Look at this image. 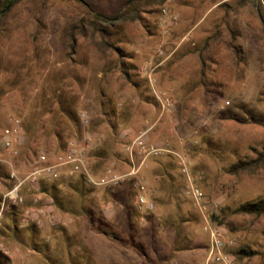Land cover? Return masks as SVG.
Masks as SVG:
<instances>
[{
    "label": "rangeland",
    "instance_id": "374dc122",
    "mask_svg": "<svg viewBox=\"0 0 264 264\" xmlns=\"http://www.w3.org/2000/svg\"><path fill=\"white\" fill-rule=\"evenodd\" d=\"M84 1L113 15L126 0ZM87 17V8L75 1L21 0L6 18L0 37V228L12 227V211L18 217V232L0 236L7 264L179 262L174 238L175 248L186 246L187 236L195 233L209 241L204 219L184 198L188 176L212 206L208 221L233 242L230 253L245 244L261 252L235 264H264V217L233 213L241 203L264 196V162L234 175L226 171L238 160L255 159L264 148V29L255 0H164L146 9L140 21H113L106 37L132 55L134 82L125 79L114 52L101 54L89 38L78 35L75 54L68 53L70 29ZM80 114L88 124L80 123L76 134ZM14 119L22 130L16 155L1 144ZM147 129L146 142L160 150L141 168L146 197L154 204L152 211H139L137 222L143 229L137 241L146 257L97 233L79 212L81 205L98 204L105 222L120 225L125 243L121 212L106 201L104 187L85 182L81 196L68 186L78 175L26 184L19 191L22 203L2 205L10 173L26 175L40 152L53 157L69 141L90 134L92 173L125 172V146ZM104 148L109 149L106 158L95 156ZM162 170L157 203L151 195ZM53 181L60 183L58 199L74 213L59 210L49 193L40 191ZM147 218L157 230L151 231ZM30 224L38 227L37 239L48 249H33L26 231Z\"/></svg>",
    "mask_w": 264,
    "mask_h": 264
},
{
    "label": "trees",
    "instance_id": "16d2710c",
    "mask_svg": "<svg viewBox=\"0 0 264 264\" xmlns=\"http://www.w3.org/2000/svg\"><path fill=\"white\" fill-rule=\"evenodd\" d=\"M21 0H2L0 4V37H2L3 33L6 30V18L10 10L20 2ZM75 1L83 4L87 8L88 17L86 19H82L79 23L73 26L67 38L69 39L68 47L69 54L72 56L75 54L76 46H77V36L79 35L82 38H89L90 42L97 48V50L105 55L106 51H112L116 55L117 66L120 68L121 73L124 75L125 79L129 82H134L132 79V74L137 71V66L133 63V57L130 53L124 51L120 48L117 42L113 41L106 37L108 34L110 35V31L107 29V26L111 25L113 21H140L142 19V13L145 12L146 9H150L153 5L162 3L164 0H126L123 3L121 10L113 15H104L102 13L96 12L91 5L84 0H69ZM255 6L258 18L261 22V25L264 29V1L263 0H255ZM148 12H151L148 11ZM203 56L200 55V60L202 61V66H206ZM205 68V67H203ZM205 72V70L203 71ZM204 77V73H202ZM201 77L202 85L205 84L204 78ZM77 122V132L80 133V121L76 118ZM109 155V149L104 148L102 152L97 153L95 156L101 158H106ZM264 162V148L262 151L258 152L256 158H251L249 160H238L233 164H230L227 167L226 171L229 174H238L240 172L250 171L257 167L260 163ZM134 180L129 179L126 182L120 183L116 187H104L103 193L106 201L114 204L118 207V210L121 212L120 220L123 221L124 229H125V237L123 242V238L119 235L118 231L121 230L120 225L112 224L108 221L105 222L103 211L100 209L98 204L92 203L90 205H81L79 207V212L83 215L90 218L91 224L94 228H96L97 233H101L109 239L116 240L120 244H127V246L136 249L138 252L142 254L143 257H146V253L144 251L143 245L137 241V235L139 231L143 229L138 228L137 222L140 218L139 211L140 209L134 202V196L136 194V190L134 188ZM85 181L81 176H76L74 181H70L68 186L72 191H75L77 194L84 196L85 194L82 192L84 188ZM60 183L54 182L50 185L41 186L40 191L43 193H49V195L54 199L56 207L66 213H74L73 210L69 209L65 204H63L57 197L56 192L59 191ZM1 202V196H0ZM12 210H16V206L13 205ZM17 211H12V227H2L0 228V236L8 235V231L13 230L16 234L18 232L17 225ZM234 214L238 215H248L254 217H264V196L259 197L254 200L245 201L238 205L234 210ZM76 214V213H75ZM215 216H213V219ZM150 221V229L157 230L158 226L155 223L151 222L150 218H147ZM155 222V221H153ZM152 224V225H151ZM26 231L28 232L29 242L34 247L33 249L36 251H40L42 246L48 249V243L44 240L39 243L40 240L37 239L39 236L38 227L34 224L28 225L26 227ZM61 232H66L64 228L60 229ZM189 246L187 243L186 246L182 248H186ZM41 252V251H40ZM234 259L240 262L250 261L254 257L261 254L257 249L254 248L253 245L245 244L236 250L232 251ZM8 258L0 253V264H7Z\"/></svg>",
    "mask_w": 264,
    "mask_h": 264
},
{
    "label": "built area",
    "instance_id": "2783aa9c",
    "mask_svg": "<svg viewBox=\"0 0 264 264\" xmlns=\"http://www.w3.org/2000/svg\"><path fill=\"white\" fill-rule=\"evenodd\" d=\"M81 123L88 124L85 114H80ZM149 129L142 130L133 140L125 146L124 152L129 169L125 172H117L111 169L105 170L96 176L88 166V154L93 144V137L85 134L80 139H73L68 142L65 149L50 157L45 152L37 154L31 169L23 177H18L14 172L10 173V189L3 195L2 205L10 200L13 203H22L23 198L19 191L26 184L37 183L41 180L52 181L62 174L79 175L92 187H116L120 183L133 179L136 194L134 202L140 210L152 211L154 204L146 197V187L141 173V168L145 163L146 157L151 153H156L160 148L150 145L145 137ZM21 123L14 119L1 140L2 147L10 150L14 155L17 154L16 147L20 143ZM185 162V160H184ZM184 162L182 165L185 167ZM184 198H187L191 205L197 210L204 219V231L209 236V244L205 257L199 264H235L230 250L233 242L225 240L221 233L216 230L208 221V213L212 206L205 200L201 190L188 176L187 186L184 190Z\"/></svg>",
    "mask_w": 264,
    "mask_h": 264
},
{
    "label": "crops",
    "instance_id": "0c3cea01",
    "mask_svg": "<svg viewBox=\"0 0 264 264\" xmlns=\"http://www.w3.org/2000/svg\"><path fill=\"white\" fill-rule=\"evenodd\" d=\"M160 169H162L161 166H160ZM160 175L161 176L158 177V180H159L158 185L156 187H153V191L155 194L151 195V196H153V198L156 200L157 203H159V199H161L159 197V195H157V194H161L163 192V189L160 186V184H161L160 181L162 182V179L164 181L163 170H162V174H160ZM170 188L171 187L168 185L169 191L167 190L166 194H167V197H169V199H172V197H171L172 193H171ZM116 209L118 210L117 206H116ZM195 213H196L198 218H201V216L199 215L198 212L195 211ZM203 231H204V228H203ZM200 237L196 233L193 235H188L187 236V239H188L187 243H189V246L186 248H182V247L175 248L174 245H176V244H175V238H174L173 243H172V246H173L172 250H173V253L176 254L174 257L178 258L179 262L175 261L173 264H199L202 261V259L205 257L206 252H207V248H208V244H209V241L208 242L201 241Z\"/></svg>",
    "mask_w": 264,
    "mask_h": 264
}]
</instances>
